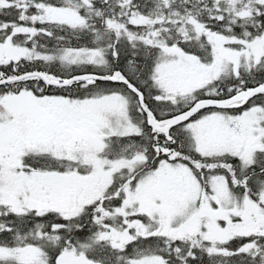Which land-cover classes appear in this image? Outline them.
<instances>
[{
    "label": "snow or ice",
    "instance_id": "obj_1",
    "mask_svg": "<svg viewBox=\"0 0 264 264\" xmlns=\"http://www.w3.org/2000/svg\"><path fill=\"white\" fill-rule=\"evenodd\" d=\"M0 264H264V0H0Z\"/></svg>",
    "mask_w": 264,
    "mask_h": 264
}]
</instances>
